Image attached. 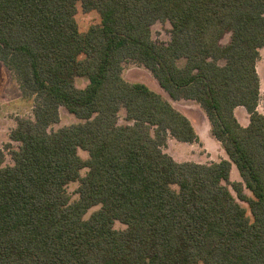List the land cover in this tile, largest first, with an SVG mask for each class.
Returning a JSON list of instances; mask_svg holds the SVG:
<instances>
[{"label": "trees", "instance_id": "obj_1", "mask_svg": "<svg viewBox=\"0 0 264 264\" xmlns=\"http://www.w3.org/2000/svg\"><path fill=\"white\" fill-rule=\"evenodd\" d=\"M78 7L99 23L81 32ZM157 22L169 23V42L153 39ZM263 46L264 0H0V62L38 100L9 133L13 163L0 152V264H264ZM124 61L171 99L195 101L227 158L164 152L168 136L196 143L198 133L161 94L126 81ZM61 107L81 122L51 130Z\"/></svg>", "mask_w": 264, "mask_h": 264}, {"label": "rangeland", "instance_id": "obj_2", "mask_svg": "<svg viewBox=\"0 0 264 264\" xmlns=\"http://www.w3.org/2000/svg\"><path fill=\"white\" fill-rule=\"evenodd\" d=\"M76 20L81 32H85L90 25L97 24L100 18L96 12L84 13L79 7L76 14ZM170 25L169 23H155L152 30V37L157 43H167L170 40ZM230 38V34H226L222 40V44L225 45ZM223 61H221L222 63ZM179 66L184 64V59L180 58L177 61ZM122 77L129 82H139L147 85L155 92L161 94L167 99L174 108L184 114L193 125L196 133L199 134V141L196 143H183L175 140L173 137L168 136L166 143L162 147V150L170 154L174 160L184 163H197L208 164L211 162H217L220 159H224L225 152L223 151L219 142H216L215 138L211 135V128L206 122V116L199 105L192 100H186L179 98L177 100L171 99L166 92L158 85L157 81L150 73L149 70L143 66L136 64L132 61H124L122 63ZM75 84L79 88H83L88 84V80L84 77L76 78ZM38 103L35 95H24L19 87L18 82L14 75L7 70L0 62V152L3 154V165H11L12 159L9 153L10 148H16L18 143L9 139V133L16 125L17 117L32 118L33 111ZM58 123L50 126L51 130H57L63 126L76 124L81 122L73 114H70L63 107L58 109ZM118 123L121 125L127 124L125 120L124 110L118 113ZM78 154L81 158L86 159L88 157L87 152L79 150ZM86 169L81 171V175L86 173ZM235 181H240L239 173L232 177ZM231 180V179H230ZM78 183H70L67 186V192L74 201L78 198L76 194V188ZM234 194L233 191H231ZM247 194H250L248 190H245ZM242 206H247L243 202H239ZM100 209V205L92 207L86 214V218L91 213ZM115 229H124L125 226L119 222L114 223Z\"/></svg>", "mask_w": 264, "mask_h": 264}, {"label": "crops", "instance_id": "obj_3", "mask_svg": "<svg viewBox=\"0 0 264 264\" xmlns=\"http://www.w3.org/2000/svg\"><path fill=\"white\" fill-rule=\"evenodd\" d=\"M229 41H230V38L227 41V43ZM221 44H222V41H221ZM259 55H260V58L256 62V71H257V74L259 76V82H260V98H259L258 105H257V111L264 115V46L259 50ZM233 114L241 126L246 127L249 124V121H250L249 120V114L247 113L246 109L243 106L235 107L233 110ZM206 122L210 127V124H209L207 118H206ZM198 136H199V134H198ZM216 142H218V141L216 140ZM189 144H191V143H189ZM223 158L224 159L227 158V155L225 154V156ZM237 172H238L237 168L233 164L231 167V172H230L231 181H235L232 179V177L235 176L237 174Z\"/></svg>", "mask_w": 264, "mask_h": 264}]
</instances>
